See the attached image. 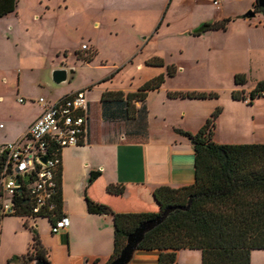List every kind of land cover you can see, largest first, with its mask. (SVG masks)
Here are the masks:
<instances>
[{"label": "crops", "instance_id": "0c3cea01", "mask_svg": "<svg viewBox=\"0 0 264 264\" xmlns=\"http://www.w3.org/2000/svg\"><path fill=\"white\" fill-rule=\"evenodd\" d=\"M203 1L211 3V0ZM18 2L13 13L0 18L16 14ZM254 2L225 0L211 21L229 19L226 29L210 31L211 36L208 39L204 37L211 48L215 36L222 37L226 43L231 29L236 27V51L229 63L236 72L230 74L231 86L218 94L217 99L168 98V92L196 91L169 86V80L175 78L178 71L174 77L166 78L158 90L149 92L143 102L134 103L137 113L131 119L127 118L121 103L102 104L101 96L106 92H135L140 85L137 88L113 87L110 82L113 78L111 73L91 79L78 88L52 95L31 92L27 89L26 80L17 75L14 88L0 92V147L21 138L38 118L42 112L38 99L52 103L85 91L88 100L86 142L65 148L61 153V212L69 219V226L58 233V239L49 243L47 233L38 225L45 218L31 222L47 252L49 264H59L53 254L55 248L67 254L66 264H106L109 260L113 251L112 218L110 215L88 213L85 197L107 206L114 213H156L159 208L153 198L154 190L160 187L178 189L190 186L194 181L193 148L175 130L196 133L216 107L221 108V113L212 136L214 143L264 144V97L250 104L231 97L233 91H243L247 95L257 82L264 81V15L254 13L253 18L243 17L246 12L253 11ZM148 41L149 38H146L138 52ZM225 43L221 55L226 52ZM154 57H146L143 62L146 68L151 69L148 80L165 73V67L145 65V61ZM164 65L167 66L165 62ZM239 73L248 77L249 85L247 82L243 86L234 84L233 77ZM91 172L98 175L88 184ZM109 185L123 186L124 192L117 196L110 195L106 191ZM6 218L20 219L16 224V233L24 236L27 254L31 234L23 226L22 218L10 216L0 220V245ZM22 253L8 254L2 262L0 259V264H7L13 256L25 255ZM157 256L156 251L138 250L130 264H157ZM174 264H201V254L197 250H179Z\"/></svg>", "mask_w": 264, "mask_h": 264}, {"label": "rangeland", "instance_id": "374dc122", "mask_svg": "<svg viewBox=\"0 0 264 264\" xmlns=\"http://www.w3.org/2000/svg\"><path fill=\"white\" fill-rule=\"evenodd\" d=\"M18 1L16 14L0 18V92L13 89L17 75L26 80L28 90L42 95L78 88L110 73L113 74L111 86L137 88L151 74V69L143 63L149 56L177 67L178 75L169 80L170 87L218 95L232 84L229 77L236 69L229 63L236 51V27L231 29L226 43L222 37L215 36L211 48L206 41L210 31L203 33L205 36L193 34L203 22L212 23L217 15L219 10L211 3L203 0ZM146 38L149 41L138 52ZM224 43L226 52L221 55ZM83 44L87 45L85 51L80 49ZM92 54H95L92 61L82 60ZM59 65L67 72V79L56 84L52 73ZM246 82L249 85L248 77ZM19 220L5 219L1 262L8 254L27 251L24 236L16 233ZM38 225L47 233V242L58 239V234L51 233L47 219L40 220ZM53 254L59 264H66L67 254L63 250L55 248ZM250 264H264V251L252 252Z\"/></svg>", "mask_w": 264, "mask_h": 264}, {"label": "trees", "instance_id": "16d2710c", "mask_svg": "<svg viewBox=\"0 0 264 264\" xmlns=\"http://www.w3.org/2000/svg\"><path fill=\"white\" fill-rule=\"evenodd\" d=\"M17 0H0V17L13 13ZM254 13L263 11L253 4ZM264 15V14H263ZM229 19L202 23L193 34L201 36L205 32L225 30ZM157 29V28H156ZM77 57V54H75ZM95 55V54H94ZM94 55L82 59L90 62ZM146 66L165 67L159 74L143 83L135 92H106L101 96L102 104H122L127 118L137 113L134 103L143 102L149 92L158 90L166 78L176 75L173 65H164L163 60L154 57L145 62ZM236 86L246 83L244 74H235ZM264 81L257 82L247 95L243 91H233L236 101L250 104L262 98ZM170 99H217L215 93L168 92ZM221 108L216 107L196 133L175 130L192 145L194 153V181L190 186L171 189L160 187L154 190L153 198L158 205L156 213H114L107 206L97 204L85 197L86 209L90 214L110 215L113 227V251L106 264H110L122 250L126 237L141 223L158 217L166 207H184L167 214L164 220L144 235L138 245L141 251L158 252L157 264H174L179 250H197L201 254V264H250L253 251H264V144L220 145L212 140L215 124ZM2 157H0V162ZM61 167L57 172L58 195L56 196V217L62 216L60 187ZM98 173L91 172L89 183ZM110 195H121L124 187L109 185ZM25 192L16 195L17 213L15 217L24 220L23 226L31 234L30 250L25 255L13 256L7 264H30L34 259L48 262L47 252L42 247L37 230L31 224L37 218L27 219L29 210L25 202ZM27 217V218H26ZM49 221L50 225L53 221Z\"/></svg>", "mask_w": 264, "mask_h": 264}, {"label": "built area", "instance_id": "2783aa9c", "mask_svg": "<svg viewBox=\"0 0 264 264\" xmlns=\"http://www.w3.org/2000/svg\"><path fill=\"white\" fill-rule=\"evenodd\" d=\"M224 1L211 0V5L218 9ZM80 49L87 50V45H81ZM38 103L42 112L24 135L0 147V220L16 215L15 198L22 195L24 189V204L29 210L26 218H49L53 221L51 233L58 234L69 226L65 215L56 217L59 192L56 177L61 167V153L65 148L86 142L88 100L85 91H79L56 102L38 99ZM17 180L19 186L15 184ZM18 188L21 193H18Z\"/></svg>", "mask_w": 264, "mask_h": 264}, {"label": "water", "instance_id": "95a60500", "mask_svg": "<svg viewBox=\"0 0 264 264\" xmlns=\"http://www.w3.org/2000/svg\"><path fill=\"white\" fill-rule=\"evenodd\" d=\"M257 6L263 11L264 14V0H257ZM244 18H253L254 17V11H248L243 15ZM67 79V72L63 70L62 66H60L58 69L53 71L52 73V80L56 84H60ZM45 159H42V162H44ZM16 186H19L18 180L15 182ZM18 193H21V189L18 188ZM25 202V201H24ZM188 207V204L184 207H166L164 210H162L161 214L152 219L145 221L141 223L131 234H129L126 237L125 244L120 251L117 258H115L110 264H130L134 254L138 251V245L143 240L144 235L151 231L153 228H155L158 224H160L164 218L167 216L168 213L179 209V210H186ZM30 264H49L48 262L41 261L38 259H34Z\"/></svg>", "mask_w": 264, "mask_h": 264}]
</instances>
